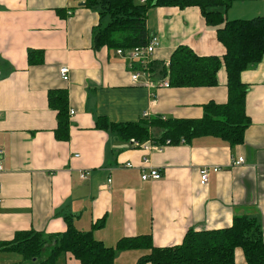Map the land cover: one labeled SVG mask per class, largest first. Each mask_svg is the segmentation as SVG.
I'll return each mask as SVG.
<instances>
[{
	"label": "crops",
	"instance_id": "crops-1",
	"mask_svg": "<svg viewBox=\"0 0 264 264\" xmlns=\"http://www.w3.org/2000/svg\"><path fill=\"white\" fill-rule=\"evenodd\" d=\"M84 1L0 0V242L29 230L61 234L65 215L81 232L103 218L104 227L92 236L110 248L138 236H150L155 248L178 246L190 230L227 228L241 215L256 218L264 241V56L240 76L248 87L250 120L242 144L205 136L146 153L97 128V120L138 123L146 119L143 113L147 119H200L204 105L226 102L225 72H218L215 87L158 88L152 97L142 83L130 80L129 63L115 50L94 49L100 21L96 11L79 6ZM225 17H264V0L234 2ZM146 28L160 42L154 63L166 66L179 46L201 57L225 52L195 7H153ZM29 50L41 52L40 64H28ZM62 68L68 69L66 81ZM54 90L67 92L66 141L54 136L56 112L47 102ZM150 133L154 138L161 131ZM145 157L160 179L141 180ZM239 157L243 164L232 166ZM204 167L209 168L206 184L199 176ZM87 171L81 180L79 173ZM148 253L117 251L114 264H136ZM57 263L80 264L70 255ZM0 264L32 263L0 250ZM236 264H245L241 252Z\"/></svg>",
	"mask_w": 264,
	"mask_h": 264
},
{
	"label": "trees",
	"instance_id": "trees-1",
	"mask_svg": "<svg viewBox=\"0 0 264 264\" xmlns=\"http://www.w3.org/2000/svg\"><path fill=\"white\" fill-rule=\"evenodd\" d=\"M258 0H85L84 6L96 11L100 24L93 33L94 49L127 50L145 46L149 34L146 15L153 7L198 8L205 24L215 30L217 41L224 47L222 57L196 55L185 46L176 48L169 65L151 62L145 69L154 80H166L172 88H212L218 84L217 74L226 76L227 100L224 104L210 102L203 106L200 119H142L138 123H107L98 119L96 126L123 141H152L162 145L189 143L195 138L211 136L230 146L243 143L250 125L245 113L248 87L240 80L242 72L255 67L264 56V17L250 20H227L225 12L234 2ZM41 52L29 50V65L40 64ZM135 69H139L136 67ZM48 107L56 112L54 136L68 139L67 92L50 91ZM159 129V137L150 130ZM66 230L47 235L34 230L18 232L9 242H0L1 251H10L32 264H58V259L70 255L80 264H114L117 251L145 249L149 253L136 264H236V252H241L245 264H264V241L260 223L249 215L234 217L227 228L190 230L178 246L155 248L150 236L123 238L115 247H105L94 239L92 232L104 227V219L91 225L89 232L78 231L72 216L65 215Z\"/></svg>",
	"mask_w": 264,
	"mask_h": 264
},
{
	"label": "built area",
	"instance_id": "built-area-1",
	"mask_svg": "<svg viewBox=\"0 0 264 264\" xmlns=\"http://www.w3.org/2000/svg\"><path fill=\"white\" fill-rule=\"evenodd\" d=\"M139 3L144 4L145 0H139ZM160 42L157 36L150 35L148 39V43L145 46L136 47L133 49H117L115 50L116 55L119 57H123L126 61L129 63L130 68V80L135 84L142 83L143 86L150 90L151 96L154 97L153 91H155L158 88H169V84L166 80H154L149 72H147L145 69L147 66L152 62V56L155 53L156 49L159 47ZM169 62L166 63V67H168ZM136 67H139V69H135ZM67 68L60 69V75L63 78L64 81H66L67 78ZM70 115L73 114V110L69 111ZM149 114L143 113V118H147ZM162 120H165V118H161ZM132 145H135L142 149L146 153H160L162 152L163 148L165 146L170 145V141L166 140V142L162 145L156 144L152 141H145L143 143H137L134 140H130ZM2 156L3 151L0 149V172L2 170ZM244 160L243 158L239 157L237 160L232 162V166H239L243 164ZM131 164H125V168H130ZM142 168L145 170L143 174L141 175V180L145 181L148 179L158 180L161 178V173L156 168H153L150 166V161L148 158H143L142 160ZM213 172H218L217 168H213ZM208 172L209 168H201L199 170V176H200V182L202 184H206L208 179ZM89 175V172H80L79 178L81 180H85ZM109 182V181H108ZM1 204V199H0Z\"/></svg>",
	"mask_w": 264,
	"mask_h": 264
},
{
	"label": "water",
	"instance_id": "water-1",
	"mask_svg": "<svg viewBox=\"0 0 264 264\" xmlns=\"http://www.w3.org/2000/svg\"><path fill=\"white\" fill-rule=\"evenodd\" d=\"M82 5H84L83 3H81L79 6H82Z\"/></svg>",
	"mask_w": 264,
	"mask_h": 264
}]
</instances>
